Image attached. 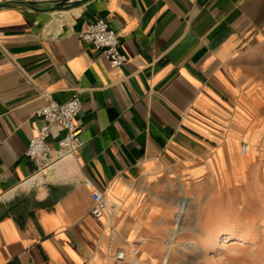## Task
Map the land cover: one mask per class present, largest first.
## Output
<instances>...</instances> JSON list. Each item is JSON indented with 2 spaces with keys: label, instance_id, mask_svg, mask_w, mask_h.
I'll list each match as a JSON object with an SVG mask.
<instances>
[{
  "label": "crops",
  "instance_id": "0c3cea01",
  "mask_svg": "<svg viewBox=\"0 0 264 264\" xmlns=\"http://www.w3.org/2000/svg\"><path fill=\"white\" fill-rule=\"evenodd\" d=\"M55 1L0 0V264H113L136 248L130 264H163L178 188L179 212L199 189L237 186L264 146V0L16 5ZM100 19L121 38L120 68L79 36ZM44 93L80 96L84 145L63 155L66 132L53 126L41 169L25 154ZM96 190L113 214H91ZM199 229L210 232L204 216Z\"/></svg>",
  "mask_w": 264,
  "mask_h": 264
},
{
  "label": "rangeland",
  "instance_id": "374dc122",
  "mask_svg": "<svg viewBox=\"0 0 264 264\" xmlns=\"http://www.w3.org/2000/svg\"><path fill=\"white\" fill-rule=\"evenodd\" d=\"M253 149L250 145L249 160ZM244 175L237 186L199 189L196 206L189 204L183 223L186 230L177 236L169 264H264V146H259L253 165ZM177 192L178 201L167 204L172 218L163 225L162 254L166 252L168 230L175 226L173 216L187 195L183 188ZM205 192L208 196L204 197ZM203 216L210 227L205 236L199 229ZM221 230L225 232L219 234ZM189 242L195 245L189 248Z\"/></svg>",
  "mask_w": 264,
  "mask_h": 264
},
{
  "label": "built area",
  "instance_id": "2783aa9c",
  "mask_svg": "<svg viewBox=\"0 0 264 264\" xmlns=\"http://www.w3.org/2000/svg\"><path fill=\"white\" fill-rule=\"evenodd\" d=\"M80 38L86 44L107 58L111 68H120L127 61V56L121 49V38L117 31L103 19L89 24L85 30L80 33ZM47 99V105L38 109L36 117L43 121L38 134L31 140L26 157L35 161L41 169H46L52 163V148L49 139L52 134V127L60 126L65 130L66 135L61 140V151L63 155L75 156L77 151L84 145L82 139L83 130L78 124V117L83 109L82 99L78 94H74L65 103L54 101L50 94L44 93ZM242 151L248 153V146L243 145ZM93 207L91 214L96 218H102L107 213L113 214L114 208L110 206L105 199L104 194L96 190L93 192ZM139 248L128 252L125 249H119L113 254V264H130V254L136 257L139 254Z\"/></svg>",
  "mask_w": 264,
  "mask_h": 264
},
{
  "label": "bare ground",
  "instance_id": "6f19581e",
  "mask_svg": "<svg viewBox=\"0 0 264 264\" xmlns=\"http://www.w3.org/2000/svg\"><path fill=\"white\" fill-rule=\"evenodd\" d=\"M250 151V148L248 146V153L245 155H248ZM252 157V156H251ZM189 208V202L186 201L180 206L179 212L174 216V222H175V227L170 231L169 233V241L166 247V252L163 256V264H169L170 262V257L173 249L176 247V239L177 236L184 231L183 223L185 222V215L186 212ZM225 232L224 230L219 231V234ZM195 244L194 243H189L187 247L192 248Z\"/></svg>",
  "mask_w": 264,
  "mask_h": 264
},
{
  "label": "water",
  "instance_id": "95a60500",
  "mask_svg": "<svg viewBox=\"0 0 264 264\" xmlns=\"http://www.w3.org/2000/svg\"><path fill=\"white\" fill-rule=\"evenodd\" d=\"M89 0H58L48 6L43 8L37 2H26V3H17L16 5L23 9H34L41 12H55V11H64L73 7L82 5L83 3L88 2ZM8 4H1L0 7H5Z\"/></svg>",
  "mask_w": 264,
  "mask_h": 264
}]
</instances>
